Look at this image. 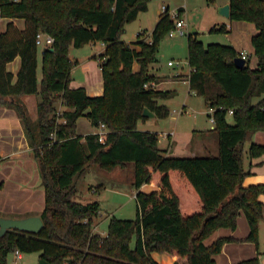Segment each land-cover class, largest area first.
Returning <instances> with one entry per match:
<instances>
[{
  "label": "trees",
  "instance_id": "1",
  "mask_svg": "<svg viewBox=\"0 0 264 264\" xmlns=\"http://www.w3.org/2000/svg\"><path fill=\"white\" fill-rule=\"evenodd\" d=\"M149 1L0 0V18L24 20L23 30L10 21L0 33V105L20 118L45 193L42 230L6 231L0 237V264H7V255L15 251L38 253L49 264H157L152 252L170 255L173 264H214V255L233 239L219 238L209 246L205 240L218 229L234 230L241 213L249 225L246 241L256 242L264 184L243 187L242 182L251 167L245 165V155L250 161L264 155L259 144L244 149L252 135L264 131V98L253 104L264 95V0H228L229 20L252 23L258 31L251 39L255 69L247 62L235 67L239 53L231 46H205L196 34H188L189 89L212 110L217 141V154L205 157H166L155 133L137 129L139 121L148 119L142 116L144 108L158 119L167 118L168 110L158 101L171 96L143 88L154 81L148 67L157 61L162 36L174 28L169 15L160 14L149 41L132 43L139 50L120 39L124 25L145 11ZM209 32L223 33L224 26ZM38 33L51 36L53 43L41 53L40 101L31 121L19 98L37 93ZM97 41L105 45L97 57L104 90L88 97L83 88H69L73 63L68 53L71 46ZM16 57L20 68L14 76L6 65ZM135 62L138 72L132 69ZM57 104L65 107L60 116ZM229 111L233 124L227 122ZM80 117L95 129L105 126L103 143L95 133L76 135ZM127 163L134 165L136 217H112L101 236L93 231L99 204L75 201L77 182L90 167L111 171ZM143 184L159 190L143 193ZM237 264H258V259Z\"/></svg>",
  "mask_w": 264,
  "mask_h": 264
},
{
  "label": "crops",
  "instance_id": "2",
  "mask_svg": "<svg viewBox=\"0 0 264 264\" xmlns=\"http://www.w3.org/2000/svg\"><path fill=\"white\" fill-rule=\"evenodd\" d=\"M188 1L184 0V5L178 7V11L182 14L180 15L181 20L182 17L185 16V19L188 21L190 14L186 11ZM201 1L203 0H194V2H198L197 10L201 11L202 20H205V23L203 21L202 24L199 23V28L201 29L198 30L209 31L213 27H220L223 25V33L226 35L227 39L225 45L231 46L239 54L240 52H244L246 57L250 58L249 64L247 63L248 66L251 69H255L258 61L254 55V49L251 44L252 37L258 33L255 26L252 23L245 21H230L229 18H224L220 16L218 12H215L216 8L214 6L210 7L207 3H202ZM205 1L207 2V0ZM215 4L218 9V7L228 4V0H219L218 3L215 1ZM160 14L161 13L158 14V20ZM10 21L14 22L19 30H23V19L0 18V33L5 31L6 25ZM197 33L198 31H195V34ZM149 40L150 38L147 39V41ZM88 45L90 48L85 51L84 54L81 53L82 48H74L72 46L69 48V60L73 63L69 88H83L88 97H98L103 94L104 89L103 79L99 68V61L95 59H97V57L104 52L105 45L103 44L102 48L98 51H93L91 48L95 45V43ZM130 46L139 50V47L134 46L132 43ZM39 47L40 50L38 51ZM44 48V43L41 46H37V93L23 95L19 98L31 121H35L37 118V105L40 101L38 92L40 91V80L42 76L41 53ZM245 62L247 61L245 60ZM19 68V57H16L13 61L6 65V70L14 76H16ZM78 69H81L83 75L81 78H74L73 75H75ZM132 69L134 72L139 71V65L137 62L133 64ZM148 74L154 77L156 90L171 92V96L168 99L158 101V105L165 106L170 115V110L165 102L175 95L176 90L174 88L166 87L167 82L162 78H158V81L156 79L157 76H155L152 71L150 72V67H148ZM189 74L190 68L188 73L179 72L176 78H174L175 84L180 82L186 83L189 89ZM189 91L192 92L190 89ZM262 98H264V95L261 98H256L258 99L256 103H258ZM58 105L61 109H65L64 106H61L60 104ZM185 107L186 105H184L179 114L187 113L185 111ZM205 108L206 115L210 119L212 111L206 106ZM229 115L231 116V114ZM229 115H227V117ZM155 119L156 117L148 118L146 121H139L137 129L140 131L151 132L146 128V126L148 124V120ZM139 123H141V127L138 126ZM194 123V127H192L190 131H179L177 133L174 132L172 134H168L167 144L164 146H161L160 135L156 132H151L157 135L158 145L165 151L163 154L164 156L195 157L203 156L204 154H212L211 156H215L217 154V148L213 145L214 143L212 142L210 144L208 142V138L212 137V133L215 134L213 131V124L209 127V129H206V127L197 125V121ZM78 128H80L79 131ZM97 130L98 129H95L86 117H80L77 119L75 131L76 135L84 137L88 134L96 133ZM253 137L262 139L260 141H254V144L264 145L263 133L261 134L260 132H257ZM0 157V217L22 219L31 216H40L45 205V193L41 184L40 168L34 158L33 150L29 146L25 136L20 118L14 109L3 105H0ZM248 164H251V167L249 168L250 174L243 179V187L264 184V155L259 158H254L251 161L248 160ZM132 165L133 163H127L124 167H115L111 171H108V175L110 179L118 181L119 178L122 177L123 173L129 171V190L122 189V187H112L111 190L121 198L129 197V199H133L136 204V191L132 187L134 181V165ZM89 169H92V167L88 168L86 172H88ZM104 190H107V186L104 184H99L96 187L89 186L87 191L92 193L93 197L90 199L85 197L87 198V201H83L82 203L80 202L81 204H86L96 201L99 204V212L95 218L93 231L101 236H105L107 230L100 231V224L105 218H109V220L112 218L110 217V213L102 212L103 208L101 206L106 200V196L103 194ZM139 190L147 194L158 191L159 189L155 184H143ZM258 201L262 205V218L258 223L256 242L246 241L249 234V225L244 214L241 213L237 218V226L234 230L218 229L205 240V245L209 246L219 238L231 237L233 239L232 241L225 243L222 246L221 251L214 255V264H237L241 261L253 258L258 259V264H264V194L258 196ZM150 257L157 264H173L174 262L173 257L165 253L152 252Z\"/></svg>",
  "mask_w": 264,
  "mask_h": 264
},
{
  "label": "rangeland",
  "instance_id": "3",
  "mask_svg": "<svg viewBox=\"0 0 264 264\" xmlns=\"http://www.w3.org/2000/svg\"><path fill=\"white\" fill-rule=\"evenodd\" d=\"M188 1V0H187ZM217 3L219 0H215ZM214 2L209 1H201L202 3H207L210 7L214 6L215 12H217V7ZM184 0H150L147 5V9L137 16V18L131 22H128L123 27V32L120 35L121 41H125L128 45L141 38L144 41H147L151 37V33L158 21V14L162 12L164 7H167L168 13L171 15L173 12L178 10V7L183 6ZM196 7V8H195ZM198 2H194V0L188 1L186 5V11L189 12L188 21L185 19V16L182 17L184 21V34H176L173 37L169 36V29L162 36L158 51L156 54L157 61L151 64L150 72L152 71L155 76L158 78H162L167 82V86L169 88H174L175 95L167 100L165 104L170 110V115L164 119L148 120V124L146 128L151 132H156L160 136L161 146L167 144L168 134L177 133L179 131H190L192 127H194V122L197 121V125L201 127H209L212 125L209 117L206 115V108L203 102V99L197 95H194L189 91L186 83L180 82L175 84V79L177 74L180 73H188V48H187V37L188 34L194 29L198 31L196 34L197 39L202 42L205 46L208 44H222L225 45L227 39L224 33H216L209 31L198 30L202 21L205 23V20H202V14L200 10H197ZM180 15H182L180 13ZM171 19V17H170ZM200 23V24H199ZM175 24V22H173ZM91 44V43H89ZM103 44L100 41L95 42V45L91 48L93 51H98L102 48ZM81 53L84 54L85 51L89 50V45L86 44L82 47ZM40 47L38 48V51ZM97 60V59H95ZM249 64L250 58L245 59ZM173 61L177 62L178 66L170 67L168 66V62ZM83 73L81 69H78L75 73L74 78H81ZM258 99H253V104H255ZM185 107V111L187 113L181 112L182 108ZM59 105L57 104V108ZM227 121L229 124H233V119L229 115L227 117ZM141 127V123L139 125ZM198 127V126H197ZM80 128H78L79 131ZM261 134H264V131H258ZM257 133V132H256ZM245 142L244 149L246 150L250 144L254 141H260L262 139H258L257 137H253ZM181 140V139H180ZM208 142L217 148L216 144V136L212 133V137L208 138ZM264 146V145H263ZM212 154H204L205 156H211ZM244 163L248 165V158L245 155ZM133 166V165H132ZM134 168V167H133ZM134 170V169H133ZM97 172V173H96ZM127 172V173H126ZM123 173L122 177L119 178L118 181H114L109 178L108 171H105L97 166H93L92 169H89L88 172L85 173L82 178L77 182V194L75 196V201L83 202L87 201L85 197L89 199L93 197L92 193H89L87 189L89 186L96 187L99 184H104L107 186V190H104L106 200L105 203L101 206L103 213H110V217H114L116 219L122 220H133L136 217V204L133 199L121 198L116 195L111 188L112 187H122V189L129 190V171ZM134 179V178H133ZM88 193H86V192ZM85 192V193H84ZM109 223V218H105L104 221L100 224V231L107 230ZM131 244V247H133ZM7 264H38L39 263V255L38 253H20V257L18 258L13 252L9 253L6 257Z\"/></svg>",
  "mask_w": 264,
  "mask_h": 264
},
{
  "label": "water",
  "instance_id": "4",
  "mask_svg": "<svg viewBox=\"0 0 264 264\" xmlns=\"http://www.w3.org/2000/svg\"><path fill=\"white\" fill-rule=\"evenodd\" d=\"M217 12L224 18L230 17L229 4L218 7ZM190 34H195V30H192ZM235 67L243 68L245 66V59L237 57L233 61ZM142 116L145 118H154V113L150 112L147 108H144ZM43 228V222L40 216H31L22 219L2 218L0 217V237H2L6 231L14 229L25 233H38ZM38 264H49L43 259H39Z\"/></svg>",
  "mask_w": 264,
  "mask_h": 264
},
{
  "label": "built area",
  "instance_id": "5",
  "mask_svg": "<svg viewBox=\"0 0 264 264\" xmlns=\"http://www.w3.org/2000/svg\"><path fill=\"white\" fill-rule=\"evenodd\" d=\"M17 1V0H15ZM167 13L169 15V17H171V20H173L175 22L174 24V28L172 30H170L169 32V36L173 37L174 35L176 34H184V22L180 19V11H176V12H173L171 15L168 13V9L167 7H164L161 14H165ZM36 45L37 46H41L43 43L45 45V47H49L52 45L53 43V38L49 35H46V34H42V33H38L36 35V41H35ZM239 57L243 58V59H246V55L244 52H240L239 54ZM179 64L177 62H173V61H170L168 62V66H178ZM143 88L145 90H149V89H153V90H156V84L155 82H149V83H145L143 85ZM62 106V105H61ZM63 109H61V107L59 106L56 110V114L57 116H60L61 113H62ZM212 111V110H211ZM232 111H229V114H231ZM210 121L211 123L213 124L214 121H213V118L210 117ZM64 122V121H62ZM106 128L103 124L100 125L99 129L96 131V135L98 137V141L103 143L104 140H105V136H106ZM50 139V142H54L56 140V136H55V133H52L49 137ZM14 254L19 258L20 257V252L19 251H15Z\"/></svg>",
  "mask_w": 264,
  "mask_h": 264
}]
</instances>
